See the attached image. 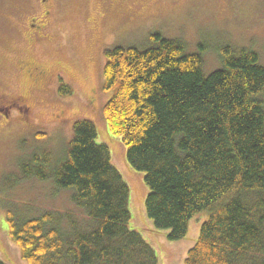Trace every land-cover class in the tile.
Here are the masks:
<instances>
[{
    "label": "trees",
    "instance_id": "trees-1",
    "mask_svg": "<svg viewBox=\"0 0 264 264\" xmlns=\"http://www.w3.org/2000/svg\"><path fill=\"white\" fill-rule=\"evenodd\" d=\"M104 113L126 158L145 173V206L170 240L191 219L210 217L184 264H264V65L251 47L221 48L222 67L203 71V48L151 32L149 43L105 51ZM72 94L68 84L60 87ZM21 177L71 190L74 208L20 216L8 210L10 236L29 264H161L131 228L130 187L89 119L75 121L62 159L33 153ZM0 264H7L0 257Z\"/></svg>",
    "mask_w": 264,
    "mask_h": 264
},
{
    "label": "rangeland",
    "instance_id": "rangeland-1",
    "mask_svg": "<svg viewBox=\"0 0 264 264\" xmlns=\"http://www.w3.org/2000/svg\"><path fill=\"white\" fill-rule=\"evenodd\" d=\"M52 1L53 18L44 38L27 41L22 34L10 46L9 42L0 46V75L10 84L5 87L27 96L32 107L28 114L15 110L9 118L0 115V257L7 264H29L10 236L9 209L23 217L74 208L71 190L56 192L52 180L23 179L20 168L33 153L46 152L55 161L62 159L75 121L89 119L97 126L98 141L108 145L113 165L130 187L131 228L153 245L161 264H184L210 211L195 215L188 234L179 240H170V231L157 229L148 217L145 201L150 190L145 173L129 164L127 147L110 132L104 113L112 95L103 88L105 51L116 45L146 46L151 32H160L179 39L187 53L203 48L205 74L222 67L220 51L228 44L251 47L264 65V0ZM10 2L5 0V5L12 6ZM33 6V13L41 11L39 0H33ZM19 10L21 19L25 18L26 11ZM21 60L35 61L48 70L46 90L36 89L28 76L21 75ZM57 73L63 74L72 94L60 92Z\"/></svg>",
    "mask_w": 264,
    "mask_h": 264
},
{
    "label": "flooded vegetation",
    "instance_id": "flooded-vegetation-1",
    "mask_svg": "<svg viewBox=\"0 0 264 264\" xmlns=\"http://www.w3.org/2000/svg\"><path fill=\"white\" fill-rule=\"evenodd\" d=\"M52 2V0H39L41 11L33 13V0H11L12 6H7L5 0H0V46L5 42H9L8 46H10L22 34L27 41L44 38L53 18L51 17ZM20 7L26 11V17L23 19L18 14ZM7 50H13V48ZM8 58H12V56H8ZM18 67L24 71L21 75L28 76L27 78L34 83L36 89L42 91L46 88L45 82L49 72L43 66L32 60H21ZM3 77L0 75V115L3 114L9 118L10 112L15 110L26 114L31 112L32 107L27 96L5 87L6 83L10 84L8 81H4ZM56 77V82L64 84L63 74L57 73Z\"/></svg>",
    "mask_w": 264,
    "mask_h": 264
},
{
    "label": "bare ground",
    "instance_id": "bare-ground-1",
    "mask_svg": "<svg viewBox=\"0 0 264 264\" xmlns=\"http://www.w3.org/2000/svg\"><path fill=\"white\" fill-rule=\"evenodd\" d=\"M137 194H138L137 195V201L140 202V199H141V190H140V187H139V191H138ZM139 207H140V205H139Z\"/></svg>",
    "mask_w": 264,
    "mask_h": 264
}]
</instances>
